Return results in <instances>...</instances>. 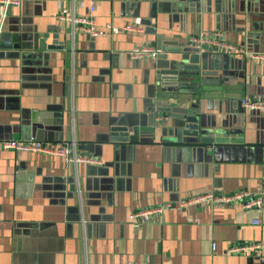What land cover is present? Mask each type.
I'll return each mask as SVG.
<instances>
[{"label":"crops","instance_id":"obj_1","mask_svg":"<svg viewBox=\"0 0 264 264\" xmlns=\"http://www.w3.org/2000/svg\"><path fill=\"white\" fill-rule=\"evenodd\" d=\"M92 3L106 35L58 18L62 8L89 15ZM2 31L20 47L0 50V264H264L228 252L264 240V163L241 149L264 145V111L241 103L264 102V61L205 47L219 83L196 101L230 141L168 143L157 125L172 102L194 101L189 82L173 74L192 37L264 53V0H21ZM35 34L64 48H37ZM142 47L159 53L132 57ZM114 127L126 129L116 131L121 140ZM10 139H74L103 163L4 149ZM239 190L260 196L262 207L179 208L188 197ZM162 203L175 207L143 224L129 218Z\"/></svg>","mask_w":264,"mask_h":264},{"label":"built area","instance_id":"obj_2","mask_svg":"<svg viewBox=\"0 0 264 264\" xmlns=\"http://www.w3.org/2000/svg\"><path fill=\"white\" fill-rule=\"evenodd\" d=\"M21 4V0H0V5L4 7V12L0 17V33L2 31L3 23L6 17V11L10 7H16ZM95 6L94 3L90 5L89 15L86 16H77L72 11L67 8H62L58 13V18L62 21H70L74 26L79 27L81 30L89 33L90 35L96 37L100 35H106L108 31L100 28L92 13L94 12ZM131 29L134 27H126ZM190 45L200 47L202 50H206L205 47H208L209 50H223L227 52H243L248 58L258 61H264V53L259 52H248L243 51L234 44L227 43L225 41H217L207 37H192L189 42ZM159 50L142 47L140 49L136 48L132 51L131 55L135 59H140L145 56L158 55ZM242 105L251 110L264 111V102L254 98L243 97L241 100ZM4 149H15L18 151H32L40 152L50 155L60 156L65 159L67 162L74 165L79 163L90 164V165H101L103 161L100 158L81 153L78 149L77 142L72 139L70 141L61 142L59 144H53L50 142H43L39 140H16L10 139L2 142ZM237 203L242 206L245 210H250L252 208H261L263 200L260 196H255L250 194L247 191L239 190L233 193H217L209 191L192 197L183 199L179 203V208H185L193 204H203L210 206L218 205H230ZM175 207L170 203H162L150 208L137 209L129 215L131 221L136 224H143L153 221L156 217L163 215V213L170 208ZM258 220H256L257 222ZM229 253L236 252H250L258 256L261 260H264V240L263 241H252L247 242L242 245L234 246L229 248Z\"/></svg>","mask_w":264,"mask_h":264},{"label":"water","instance_id":"obj_3","mask_svg":"<svg viewBox=\"0 0 264 264\" xmlns=\"http://www.w3.org/2000/svg\"><path fill=\"white\" fill-rule=\"evenodd\" d=\"M39 34L34 36V44L37 48L48 49H63L64 44L54 40L52 43L46 45L39 44ZM45 38L48 35H44ZM43 37V38H44ZM19 48V43H14L12 34L8 31H1L0 33V50H8L12 48ZM209 51L202 50L200 47L191 45L181 51V57L175 60L178 64L177 71H174L175 76L181 77L189 82V88L186 93L191 95V98L186 102V98H179L176 102H172L162 111L165 116H160L157 121L158 129L163 133V141L168 143L187 144L193 146H215L230 141L232 137L226 127H215L211 124L209 119H205L200 112V104L196 101V97L200 94L210 92L212 85L219 82L212 80V76L208 72L207 62ZM207 57V59H205ZM201 65V66H200ZM161 115V112L157 113ZM126 130L121 127L113 128V140H121L116 137V131ZM248 159H253L255 162L264 163V145H255L248 147H241Z\"/></svg>","mask_w":264,"mask_h":264}]
</instances>
